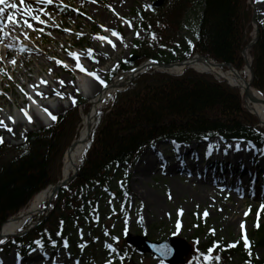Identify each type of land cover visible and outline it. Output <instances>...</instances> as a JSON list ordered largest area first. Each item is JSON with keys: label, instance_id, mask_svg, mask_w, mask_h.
Masks as SVG:
<instances>
[{"label": "rangeland", "instance_id": "1", "mask_svg": "<svg viewBox=\"0 0 264 264\" xmlns=\"http://www.w3.org/2000/svg\"><path fill=\"white\" fill-rule=\"evenodd\" d=\"M248 1L249 6L254 11V15L259 20V25L264 26V0ZM165 3L166 0H124L123 3L118 5L116 0H96L95 3L92 0H54L53 5L45 12L51 15L44 14L43 17H40L48 25L45 27L37 25L34 28L35 32H37L36 36H39V42L33 44V46L37 48L43 57H48L51 61V65L40 75L43 73L47 75L49 70H51L56 75L55 81L57 83L61 80H66L69 83L70 90L80 85L79 91H72L68 96L64 95L62 100L66 104L64 105V109H60L58 112L53 111L52 115L57 117L55 120L48 116L44 124H41L33 118L32 111L31 117L34 119L33 123L27 121L23 127L19 126L18 129H14L13 134L2 129L3 133L0 137H3L4 142L0 144V160L13 157L18 147L25 145L41 134H45L43 133L45 131H48V133L51 131L49 133L51 135L55 134L53 136H56L58 139V150L61 154V146L69 144L70 138H74L79 134L83 119L82 115L90 108L88 93L90 92L92 82L102 87L94 78L81 73L76 68L77 61L70 53L79 54V63L89 71H97L98 75L108 83L110 78L114 76V73L118 72L117 70L122 63L127 62L129 65L141 64L152 58L151 56L144 59L141 58L139 51L136 52V50H139L138 43H144L146 49L151 51L152 54H156L162 49L158 36L164 34V37L168 38V34L170 31L175 30L178 22V19H173L171 13H169L170 11L166 9L163 13L164 16L158 15L157 9L159 10ZM146 5L150 7L146 8ZM199 9L201 12L202 7ZM141 13L146 14L147 20L143 18ZM186 20L182 24L189 25L190 28L188 29L185 26L183 35L188 34L191 42L194 43L195 38H193L192 30L195 28V20L193 16L187 20L188 22ZM129 21L131 24L128 23ZM251 22L252 26L249 33L252 39L258 33L257 22L253 19ZM145 23L153 31H157L158 35L155 33L157 36L154 39L148 38ZM5 24L7 23L5 22ZM101 25L104 27H101ZM4 27L7 28V25H4ZM65 29H69L70 31H65ZM110 31L112 33H119L123 39L121 40L120 36L119 38L116 37V40L109 45L106 44V40L97 38L99 36L110 37ZM137 33H139L138 36L136 35ZM56 38L58 41H55ZM167 40L165 39L163 42L167 44ZM113 44H115V47L112 46ZM3 47L6 46L0 43V50ZM100 48L104 52L100 54V58H97L98 62L94 63L90 61L92 64L89 65L85 58L87 56L89 58L92 56L90 53L93 50ZM133 55H137L140 58L131 61L130 59ZM248 55V63L246 57L243 55L244 62L240 72L245 77L250 78L248 77L249 73L247 69L249 64L251 68L253 67V55H250V51H248ZM57 61H63L68 67L65 68L63 64L57 63ZM5 69L3 63V66L0 67V79L5 80V87L2 88L0 86V114L7 108L15 111L16 106H21V104H25L31 100L27 92L19 90V87L14 84V76H12L9 70ZM211 74L219 81L223 80L215 73ZM69 86L66 88L68 91ZM259 92L264 96L261 91ZM12 93H14V102L11 97ZM113 96H109L104 101L103 107H106L111 102ZM69 97H75L76 103L73 104ZM40 101L46 100L42 99ZM57 102L59 100L55 101L56 104ZM78 118L81 119V124L79 123V125L75 121ZM67 129L68 131H66ZM207 136V134H202L196 136L194 139L197 140L193 142L186 140V144H179L183 148L181 149L183 152L186 148L193 149L194 152L192 154H195V156L193 157L194 159L189 157L191 160H195L196 155H201L199 156V160H196L201 169L198 173H189L184 170L182 173L179 171L174 172L175 170L170 168V164L173 163L172 161L170 164L164 166H162L160 161L156 169L151 168L149 172L144 174V172H140V168L138 167L147 164L143 162L142 158L146 154V151H150L149 148L142 150L135 163H133L135 159L133 156L131 163L125 166L123 171L124 176L118 181L117 188L107 196L105 227L98 230L99 233L94 231L93 234H88L87 230L85 231L80 226L78 228L75 226L77 231H73L66 236L64 235L66 226L63 222L60 221L58 226L49 225L51 229L46 234L52 237V228H57L55 229L56 237L59 238L58 233L62 231V237L69 239L71 249L62 251L63 248H60L61 245H58L55 248L49 247L48 251L54 252L52 256L57 257L61 264H74L76 262L77 264H107L109 260L112 261V264H167L156 259L154 255H148L145 252L141 253L136 248L134 241L137 236L141 235L155 241H163L164 239L175 237L184 243L186 242L188 246L187 254L179 264H207V262H214L217 253L208 250L206 254H203L201 252V244L210 242L206 235L213 233V229L215 230L214 234L217 240L229 242L230 244H237L240 240H245V232L248 239L252 237L257 227L264 224V209H262L264 199H261V196H257V193H254L255 191L251 187L252 178L250 177V174L254 172L252 160L257 159L258 155L256 152H252L250 159H245L241 155L244 153L241 152L250 150V145L247 143L242 142L239 144L241 141L236 139L230 141L224 138L215 140L213 138V141L209 142L205 140V138H208ZM164 138L166 139L161 140L162 147L160 150L166 153L171 148V151L166 153L167 156L175 153V147L171 141L174 139L173 136ZM181 139L183 138H180L179 141L183 142ZM239 145L242 146L241 149L243 150L239 151L236 149V146ZM205 148H209L208 150L215 151V154L222 156L217 161H214L220 165L218 168L215 165L212 166V164L208 165V161L204 162L207 157L203 155L206 150ZM4 151H6V156L3 154ZM261 153L264 155V152ZM148 155L149 153L146 156ZM150 157H155V155L150 154ZM146 160H148V157H146ZM232 161L235 163L233 164ZM246 161H249V163ZM259 167L264 168V159L259 164ZM255 170L256 173L261 172L259 168ZM242 173L244 174L242 175ZM138 175H141L140 180L136 179ZM206 176H213L214 182L212 183V179L210 178L209 183L205 182L202 184L203 177ZM259 178L260 182L264 179L261 176ZM121 181L123 182L120 183ZM243 182H245L243 186L246 189L248 188L247 190L242 188L238 190V188L234 189L233 186H230V184L236 185V183L241 184ZM172 184H176L177 186L183 185L181 188L183 190L175 192L171 188ZM193 187L196 191H201V194L205 198L207 196V199L198 198L195 191L192 190ZM204 190L208 192V195ZM145 191L151 192L154 200L152 198L147 200L145 198L146 195L142 196L141 192ZM63 200L68 201L69 197ZM61 211L64 212L62 216L68 215L65 209L63 210L62 208ZM205 211L208 212L207 216L204 215ZM200 221L201 223H199ZM201 227L206 232L204 235H199V241H196L194 238L196 230L201 229ZM75 241L77 243L83 242L85 251L81 252ZM107 245H111L112 247L109 248ZM112 249H115V251H112ZM2 250L1 255H4L3 257L6 260H14V255L18 252L14 247L7 253H4V248ZM254 250L259 258L264 257V247ZM120 251L126 258L119 259L115 252L120 253ZM1 255L0 258L2 257ZM36 255L40 254L34 253L28 259L25 258V260L30 261L34 259L38 260L32 261L34 264H42L45 260L37 258L38 256ZM217 262L215 261V264ZM220 264L227 263L220 262Z\"/></svg>", "mask_w": 264, "mask_h": 264}, {"label": "trees", "instance_id": "2", "mask_svg": "<svg viewBox=\"0 0 264 264\" xmlns=\"http://www.w3.org/2000/svg\"><path fill=\"white\" fill-rule=\"evenodd\" d=\"M248 2L166 0L157 13L163 15L165 9L170 11L173 19H178L177 27L170 31L168 38L164 34L158 36L162 48L158 53L152 54L144 43H138L139 50L136 52L139 51L142 59L151 56L165 63L183 60L200 52L216 62L232 63L242 69V52L251 41L249 32L254 15ZM141 15L147 20L145 13ZM191 16L195 20L192 30L194 43L188 34L183 35L185 26L188 29L190 26L182 23ZM145 27L148 38L154 39L153 34L157 31L146 23ZM260 33V39L250 53L253 55L255 76L253 87L264 94L263 25H260ZM165 39H168L167 44L163 42ZM133 66L122 63L119 70ZM243 106L240 89L229 86L224 80L219 81L211 73L197 72L189 67L177 75L152 69L138 75L128 88L119 92L112 104L99 111L80 172L72 183L60 190L53 201L50 217L39 227L40 232H46L48 225H59L62 219L67 230L75 231L80 226L88 234L99 233L98 230L105 227L107 196L124 176V165L159 137L191 139L202 134L224 133L262 139V132L248 128L258 120ZM75 121L79 125L81 119ZM244 123L248 126L244 127ZM43 133L18 147L13 157L0 160V226L26 207L37 192L61 178V160L73 138H70L69 144L61 146L60 154L55 134ZM3 154L6 156V151ZM67 197L68 201L63 200ZM62 208L68 215L62 216ZM202 227L196 230V241H199V235L206 232ZM206 236L210 242L201 244V252L214 251L219 257V260L207 264H215V261H218L216 264H264V257L259 258L254 250L264 247V224L257 227L248 241L240 240L237 244L217 240L214 233ZM32 237L33 234L14 241L22 249L33 242ZM42 237L45 238L44 235ZM249 241L251 255L247 246ZM51 242L45 238V243Z\"/></svg>", "mask_w": 264, "mask_h": 264}, {"label": "bare ground", "instance_id": "3", "mask_svg": "<svg viewBox=\"0 0 264 264\" xmlns=\"http://www.w3.org/2000/svg\"><path fill=\"white\" fill-rule=\"evenodd\" d=\"M12 2H16L19 5V0H12ZM124 0H116V3L120 5V3H123ZM25 5L28 7L35 8L36 14L40 17L44 16V13L47 11V9L53 5L52 4H39L37 3V0H25ZM15 13L16 16L21 20V23L23 22V19L27 18L29 23L33 25V28H28L26 25L21 27H15L13 25L8 24V22L5 20L7 24V28L4 27V31L10 32L11 35L8 37L0 36V43H3L6 47H3L0 50V57H3L0 59V67L3 66V63L5 65V70H9L14 76V84H16L19 87V90L22 92H27L29 94V97H31L30 102H26L25 104H21V106H16L15 111H12L10 109H5L0 114V120L5 121L7 123L8 128L12 129V131H9L8 128L0 126V135L3 133L1 130L5 129L6 131L13 134V132L18 129L19 126L23 127L27 121L29 122L27 116H25L24 112L21 111V109H25L29 116H31V113L33 111V118L39 121L41 124H44L45 119L48 118L47 112L44 111V109H48L49 112L53 114V111H59L60 109H64V105L66 102L64 100L59 99L60 96L56 95V92L63 93L65 96H68L70 92L74 91L76 92V89L80 88V85L75 86L74 89L70 90L69 83L64 80V84L61 85L59 82L57 83L55 81V74L51 72L45 75L44 73L40 75V73L44 72L47 67L51 65V61L48 59V57H43L37 50L36 47L33 46V44L38 43L39 36H36L35 27L37 25L39 26H46L47 23L41 24L38 20L32 19L30 16H27V14L23 11V9H9L8 12L5 13V18L8 15V13ZM110 30V29H109ZM27 33V35H25ZM110 37L106 40V44L111 45L113 41L116 40V37L119 38V36L113 35V33L110 31ZM55 41H58L56 38ZM24 45V47L27 50H24L21 45ZM8 45H12L11 48L8 47ZM104 52L103 49H95L90 54L88 58H85L86 62H88L89 65H91V62L97 63V58H100V54ZM247 53V52H246ZM246 56H249L248 53L245 54ZM197 58L192 60L190 65L196 69H200L203 71H212L219 77H224L228 80V82L231 85H239L240 88L244 91L245 94H248L246 99V105L247 108L250 109V111L254 114H256L260 120H262V125L264 126V97L261 95V93L256 89L252 88L249 85V78L245 77L243 74L239 73L236 70L229 69L225 70L221 67H217L213 60H206V57H203L202 55L196 56ZM15 60V63H12V60ZM91 61V62H90ZM143 66H153L154 68H160L163 70H168L173 73L181 72L183 70V65L181 64H175L170 66H162L159 64V62H154L151 60L145 61ZM249 73V69H247ZM133 71H128L123 74H119L116 77L113 78L111 84H108L107 87L104 86H98L97 83L92 82V86L90 89V92L88 93V99L90 102V109L87 113L83 114V120L81 125V130L79 132V135L75 138V140L72 142V144L66 149V153L64 156V166H63V172L64 177L69 178L73 175V173L76 171V169L79 167L81 159L83 157V154L86 150V147L88 146L90 142V136L93 132V125L96 119V112L100 108V103L102 100H104L108 95L116 94L118 89H122L124 86L128 85L129 79L133 75ZM3 76V75H2ZM249 77V76H248ZM85 78V77H84ZM47 81V83H41V81ZM31 84V85H29ZM81 84V83H80ZM0 86L2 88L5 87V80L0 79ZM69 86V91L66 90V88ZM42 93L43 95H39ZM24 94V93H23ZM14 93L11 94L12 101L14 102L13 98ZM25 95V94H24ZM42 99H45L46 101H40ZM58 101L57 104L55 101ZM46 113V115L43 116V114ZM14 118L15 123L12 122L9 118ZM32 118V117H31ZM31 120V123H33V120ZM15 129V130H14ZM24 136V134H22ZM149 145V143H148ZM146 145V149L149 148V152L146 151V154L143 155V162L147 163L144 166H140V172H144L146 174L149 172L151 168H157V165L161 161L162 166L170 164V168L174 169V172H180L184 170L185 172L189 173H198L200 169L199 163L197 161L191 160L195 155L192 154L194 151L193 149H185L184 152L181 151V155L178 154H172L170 156H167V152L164 153L160 150L162 147V141H158L157 143L148 146ZM185 148V147H184ZM180 149H183L180 147ZM147 153H149L148 156ZM150 154L155 155V157H150ZM245 159L247 157H250L251 153L246 152L245 154H241ZM146 157H148V160H146ZM191 159H190V158ZM219 156H213L210 161L214 162L219 159ZM215 159V160H214ZM228 159V158H227ZM229 160V159H228ZM239 160V158H237ZM235 163V162H233ZM183 171V172H184ZM204 171V170H202ZM244 173H242L243 175ZM208 175V173H207ZM141 175H138L136 179L140 180ZM212 179V183L214 182L213 176H206L203 177L202 184L205 182L209 183V180ZM143 180V179H141ZM230 186H233L235 189L242 188L243 185H236L230 184ZM180 187V188H179ZM183 185H176L172 184L171 188L175 192H180L183 189H181ZM195 191V194L198 198L204 199L205 196L201 194V191H196V189L193 187ZM56 191V185L50 186L48 189L42 190L41 193L37 194V196L31 201L30 207L27 208L25 211L21 212L19 216L15 218H11L10 221L4 224L3 226V232L4 234H10L14 232H18L21 229V226L29 219L31 216L39 215L41 214L42 210V203L48 201L53 196H55ZM205 191V190H204ZM205 193L208 195V192L205 191ZM204 193V194H205ZM141 195L145 196L147 200L153 197V194L151 192L145 191L141 192ZM153 199V198H152ZM207 199V196L206 198ZM154 200V199H153ZM239 202V201H238ZM240 203V202H239ZM155 204V201H154ZM156 205V204H155ZM236 211V210H234ZM42 264H53L51 261L45 260Z\"/></svg>", "mask_w": 264, "mask_h": 264}, {"label": "snow or ice", "instance_id": "4", "mask_svg": "<svg viewBox=\"0 0 264 264\" xmlns=\"http://www.w3.org/2000/svg\"><path fill=\"white\" fill-rule=\"evenodd\" d=\"M53 2H54V0H37V3H39V4H45V3L46 4H52ZM92 2L95 3L96 0H92ZM109 7H111V6L109 5ZM145 7L148 8L150 6L146 5ZM21 8L27 14V16H30L32 19L38 20L39 23H41V24L46 23V21L40 19V16L36 14L35 8L28 7V6L25 5V0H19V5L16 2H12V0H0V36L8 37V36L11 35L10 32L4 31L5 20L8 22V24L13 25L14 28L15 27H21L22 28L24 25H26L28 28H33V25L31 23H29L27 18L23 19V22L21 23V20L16 16L15 13H10L9 12L8 15L5 18V13L8 12L9 9H21ZM44 14L48 15V16L51 15L50 13H44ZM128 23L131 24L130 21ZM101 27H104V26L101 25ZM65 31H70V30L69 29H65ZM25 35H27V33H25ZM79 35H82V34H79ZM113 35L120 36V34L116 33V32H113ZM136 35L138 36L139 33H137ZM153 37L155 38V34H153ZM97 38L100 39V40H108L109 39L107 36H99ZM120 39L122 40L123 37L120 36ZM0 42H2V41H0ZM112 46L115 47V44H113ZM125 46H127V45H125ZM8 47L11 48L12 45H8ZM21 47L24 50H27L24 47L23 44L21 45ZM89 51H91V50H89ZM70 55L73 56V58L77 61L76 68H78L81 73H84L87 76L94 78L96 81L99 82L100 85H102L104 87L108 86L106 81L104 79H102L100 75H98L97 71H89L81 63H79V60H80L79 54L70 53ZM2 58L3 57H0V59H2ZM12 63L13 64L15 63L14 59L12 60ZM57 63L63 64V66L65 68L68 67V65L66 63H64L63 61H57ZM50 73H51V70H49V74ZM41 83H45L46 84L47 81H43L42 80ZM59 83L61 85H63L64 81L61 80ZM76 91L78 92L79 89H76ZM39 95L42 96L43 94L40 93ZM56 95L60 96L62 99L64 98V94L63 93L56 92ZM29 98L31 99V97H29ZM69 98L71 99L73 104L76 103V98L75 97H69ZM21 111L24 112V114H25V116H27L29 122H31L32 118H31V116L28 115L27 111L25 109H21ZM44 111L48 113V115L51 117V119H53V120L57 119V117L52 115V113L49 112L48 109H44ZM9 119H11L13 123H15V119L14 118L10 117ZM0 126L8 128L7 123H5V121H2V120H0ZM8 130L12 131V129H10V128H8ZM3 142H4L3 137H0V144H2ZM237 150H240L239 146H237ZM262 209H264V206H262ZM181 214H182V210H181ZM204 215L207 216L208 212L205 211ZM257 226H259V224H257ZM214 232H215V230L213 229V233ZM244 238H245V240H248L246 232H245V237ZM0 242H2V241H0ZM65 245H67L66 241H65ZM231 246H234V245H231ZM82 247H83V245H82ZM107 247L111 248L112 246L111 245H107ZM248 248H249V255H251V243H250V241H249V244H248ZM112 251H115V249H112ZM167 251H168L167 246H163L162 249H161L162 255H166ZM121 259H123V257H121ZM215 259L219 260V257H215ZM107 264H112V261L109 260L107 262ZM249 264H250V262H249Z\"/></svg>", "mask_w": 264, "mask_h": 264}, {"label": "water", "instance_id": "5", "mask_svg": "<svg viewBox=\"0 0 264 264\" xmlns=\"http://www.w3.org/2000/svg\"><path fill=\"white\" fill-rule=\"evenodd\" d=\"M254 20H255V18H254ZM257 33H258L257 36L252 39V41L250 42V44L247 47V49L251 48L252 45L259 39L260 33H259V31H257ZM245 52L246 51H244L243 54H245ZM199 55L200 54L192 56V57H189L187 60L179 61L177 63L183 65V70H184L188 66H191L190 63L192 62V60L196 59L197 58L196 56H199ZM138 58H139V56L133 55V57H131L130 60L133 61V60H136ZM206 60L209 61L210 58L206 57ZM247 63H248V61H247ZM159 64L164 66V67L173 65L172 63L164 64V63H161V62H159ZM214 64L217 67H228V68H231L230 64H226V63H223V62L214 63ZM248 66H250V65H248ZM250 68H251V66H250ZM163 71L166 72L168 70H163ZM143 72H144V67L143 66H139V67L135 68L132 77L128 81L129 84L131 83V81L134 80V78L137 75H139V74H141ZM251 76L254 77L253 76V70H252V75ZM252 83H253V80H250L249 85L251 86ZM234 86L239 87V85H236V84ZM247 96H248V94H245V98ZM65 184H67L66 180H63L60 184H58L56 186V192L61 187H63V185H65ZM52 199L48 202V204L52 201ZM134 244L137 246L139 251H141V252L143 251V252H147V253H150V254H154V255H156L157 258L162 259L163 261L165 260L169 264H176V263L181 262L183 260L184 256H185V254H187L186 253V251H187L186 242L184 243L183 241H181L180 239L175 238V237L174 238L165 239V240L159 242V241H150L145 236L141 235V236H137L136 237V239L134 241ZM163 246H167L168 251H167L166 255H162L161 249H162Z\"/></svg>", "mask_w": 264, "mask_h": 264}]
</instances>
